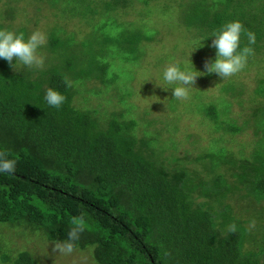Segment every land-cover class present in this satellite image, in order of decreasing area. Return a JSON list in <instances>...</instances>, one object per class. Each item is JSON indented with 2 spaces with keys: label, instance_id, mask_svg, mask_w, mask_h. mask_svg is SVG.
I'll return each mask as SVG.
<instances>
[{
  "label": "trees",
  "instance_id": "trees-1",
  "mask_svg": "<svg viewBox=\"0 0 264 264\" xmlns=\"http://www.w3.org/2000/svg\"><path fill=\"white\" fill-rule=\"evenodd\" d=\"M160 1L168 5L159 11L174 10L200 40L239 21L240 47L252 49L246 64L264 55V0H0V29L25 37V28L10 24L22 2H45L60 19L78 18L89 28L82 41L49 37L63 64L19 70V61L11 67L0 60V155L16 161L13 173H0V224L25 223L62 243L73 220H82L73 251L92 247L94 264H264V224L259 245L248 248V226L264 214V105L251 111L257 118L250 115L257 139L251 153L241 157L220 147L196 158L195 171L184 165L192 161L162 158L154 136H137L136 121L75 105L73 84L119 85L111 45L135 62L138 47L153 41L142 27L113 25L112 15ZM50 88L65 97L59 109L44 102ZM222 90L234 89L228 83ZM263 98L261 79L252 100ZM202 113L217 132L241 131L221 121L215 105ZM238 198L251 207L250 216L233 210L230 202ZM0 260L10 261L1 246ZM12 264L39 263L21 252Z\"/></svg>",
  "mask_w": 264,
  "mask_h": 264
},
{
  "label": "rangeland",
  "instance_id": "rangeland-1",
  "mask_svg": "<svg viewBox=\"0 0 264 264\" xmlns=\"http://www.w3.org/2000/svg\"><path fill=\"white\" fill-rule=\"evenodd\" d=\"M166 4L160 1L151 4L149 8L135 5V8L133 6L112 15L117 21L112 20L113 25L124 22L127 26H136L138 29L142 27L143 34L146 32L151 35L153 41L138 47L140 53L135 62L125 60L127 54L120 49V45H111L110 51L113 55H109H115L117 59L110 62H113L117 69L116 73L121 75L119 85L117 88L112 86L106 90L96 82H86L82 86L73 84L75 105L84 110H98L101 114L106 112V115L122 114L125 119L136 121L138 137L145 134L154 136L162 158L170 161H192L190 164H184L190 171L200 170L193 162L196 158L220 147L241 157L247 156L253 151L257 140L253 129L250 128L254 127L250 118L251 111L254 107L257 108V105H264V98L252 100L259 81L264 79V55L252 59V62L231 77L220 79L215 74L198 77L195 89H190L187 99L172 97L171 90H168L171 86L163 81V71L168 64L179 62L191 67L188 62L189 54L203 44V47L190 55L194 69L202 72L204 62L213 58L215 52L193 32L187 31L179 14L174 10L159 11ZM18 7L19 15L10 21L12 26L25 28L27 36L37 30L47 35L46 45L39 50L44 57V65L36 68L38 70L66 61L65 57L61 60V57L58 58L57 54L50 51L48 41L52 34L60 39L73 35L76 40H81L89 32V28L80 19L62 20L57 16V11L45 2L33 5L22 2ZM96 50L102 49L97 47ZM104 51L109 52L107 48ZM18 69L24 68L19 64ZM228 83L233 86L234 90L231 92L222 90ZM118 88L122 89L115 93ZM209 104L216 106L221 121L236 125L241 129L240 133L226 134L215 131L202 113L204 106ZM252 117L257 120L254 115ZM238 199L230 202L233 210L243 216H246L248 211L247 216H250L251 207ZM257 217H260L259 221ZM257 217L248 226L251 235L248 248L256 247L260 242L264 214L263 219L261 216ZM42 234V231H37L25 223H1V251L10 256V261L3 263L0 260V264H12L21 252L30 253L39 264H94L92 247L66 254L57 247L58 243L48 242Z\"/></svg>",
  "mask_w": 264,
  "mask_h": 264
},
{
  "label": "clouds",
  "instance_id": "clouds-1",
  "mask_svg": "<svg viewBox=\"0 0 264 264\" xmlns=\"http://www.w3.org/2000/svg\"><path fill=\"white\" fill-rule=\"evenodd\" d=\"M243 32L242 24L239 21H232L203 39L202 41L211 38L208 47L214 49L215 53L213 58L204 62V71L202 72L194 69L190 62V55L196 49L203 47V44L189 54L188 62L191 67L184 66L179 62L169 63L163 71V81L171 86L168 90H171L172 97L187 99L190 89H195L196 79L200 76L215 74L218 78L225 79L239 73L245 67L248 56L252 54L250 47H240ZM246 35L249 44L254 43V36L251 33H246ZM46 43L47 35L39 30L33 31L31 35L25 37L23 33L0 29V60L7 62L11 67L19 61L27 68H41L44 65V57L39 50ZM44 102L51 108L59 109L65 102V97L50 88L44 96ZM15 169V160L4 159L0 155V173L11 174ZM73 224L76 227L68 233V239L57 244L60 251L66 254L73 251L74 242L78 239V232L82 230L83 221L73 220Z\"/></svg>",
  "mask_w": 264,
  "mask_h": 264
}]
</instances>
